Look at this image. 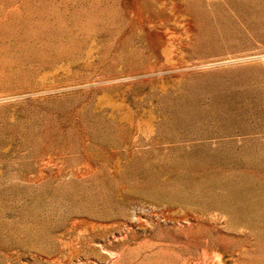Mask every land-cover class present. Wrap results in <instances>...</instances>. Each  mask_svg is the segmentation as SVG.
<instances>
[{"label":"rangeland","instance_id":"rangeland-1","mask_svg":"<svg viewBox=\"0 0 264 264\" xmlns=\"http://www.w3.org/2000/svg\"><path fill=\"white\" fill-rule=\"evenodd\" d=\"M0 264H264V0H0Z\"/></svg>","mask_w":264,"mask_h":264}]
</instances>
